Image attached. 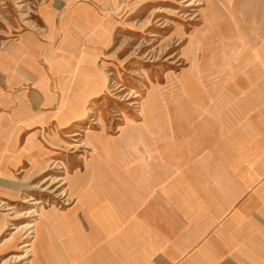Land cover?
<instances>
[{
  "label": "rangeland",
  "instance_id": "obj_1",
  "mask_svg": "<svg viewBox=\"0 0 264 264\" xmlns=\"http://www.w3.org/2000/svg\"><path fill=\"white\" fill-rule=\"evenodd\" d=\"M83 2L96 4L97 26L64 43L59 23ZM225 4L0 0V185L15 192L0 186V264L51 263V212L78 206L81 181L95 178L96 151L125 135L129 123L150 116L158 128L163 104L190 101L194 86L201 100L214 101L238 85L241 45L218 42L230 34L217 19ZM78 70L98 89L78 93L82 107L72 114L78 95L63 84L72 80L74 88ZM30 151L56 162L34 171L38 155Z\"/></svg>",
  "mask_w": 264,
  "mask_h": 264
},
{
  "label": "crops",
  "instance_id": "obj_2",
  "mask_svg": "<svg viewBox=\"0 0 264 264\" xmlns=\"http://www.w3.org/2000/svg\"><path fill=\"white\" fill-rule=\"evenodd\" d=\"M225 1L217 19L230 34L218 42L241 45L238 85L214 101L201 100L196 85L190 101L163 104L158 128L147 116L96 151L78 206L51 212L50 264H264V0ZM97 13L95 3L73 6L59 23L63 42L96 27ZM78 72L65 90L98 89ZM75 98L72 114L83 102ZM37 155L33 170L56 162Z\"/></svg>",
  "mask_w": 264,
  "mask_h": 264
},
{
  "label": "bare ground",
  "instance_id": "obj_3",
  "mask_svg": "<svg viewBox=\"0 0 264 264\" xmlns=\"http://www.w3.org/2000/svg\"><path fill=\"white\" fill-rule=\"evenodd\" d=\"M48 181V178L44 180V183H46ZM33 200V198H31ZM26 201V200H25ZM30 227H33V224H30ZM29 243H26L24 246H29Z\"/></svg>",
  "mask_w": 264,
  "mask_h": 264
}]
</instances>
